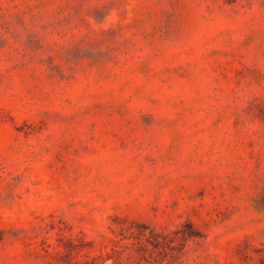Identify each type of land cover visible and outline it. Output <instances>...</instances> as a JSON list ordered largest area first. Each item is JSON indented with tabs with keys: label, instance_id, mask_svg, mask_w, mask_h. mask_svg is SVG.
<instances>
[{
	"label": "rangeland",
	"instance_id": "rangeland-1",
	"mask_svg": "<svg viewBox=\"0 0 264 264\" xmlns=\"http://www.w3.org/2000/svg\"><path fill=\"white\" fill-rule=\"evenodd\" d=\"M0 264H264V0H0Z\"/></svg>",
	"mask_w": 264,
	"mask_h": 264
}]
</instances>
